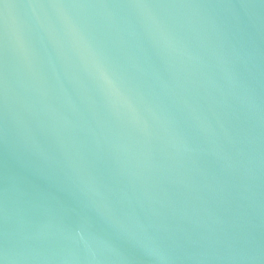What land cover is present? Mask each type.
I'll return each instance as SVG.
<instances>
[{
	"label": "water",
	"instance_id": "95a60500",
	"mask_svg": "<svg viewBox=\"0 0 264 264\" xmlns=\"http://www.w3.org/2000/svg\"><path fill=\"white\" fill-rule=\"evenodd\" d=\"M0 264H264V0H0Z\"/></svg>",
	"mask_w": 264,
	"mask_h": 264
}]
</instances>
